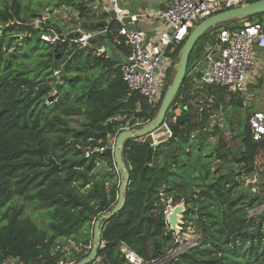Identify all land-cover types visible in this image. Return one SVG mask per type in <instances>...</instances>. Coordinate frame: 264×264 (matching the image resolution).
<instances>
[{
	"label": "trees",
	"instance_id": "1",
	"mask_svg": "<svg viewBox=\"0 0 264 264\" xmlns=\"http://www.w3.org/2000/svg\"><path fill=\"white\" fill-rule=\"evenodd\" d=\"M96 1L0 0V264L10 258L25 264H77L88 256L94 222L116 204L119 183L107 157L92 152L86 158L85 153L152 120L171 82L183 44L174 52L171 73L152 109L137 93H127L119 66L128 49L122 40L120 45L114 42L116 23L109 24L106 34L90 38V47L63 39L58 54L53 52L55 45L40 39L44 34L76 31L81 22L105 20L108 14L95 10L101 9L93 6ZM62 8L77 14L71 20L75 29L67 30L52 17ZM42 14L47 16L43 21ZM263 16L209 29L194 45L188 64L214 44L212 34L217 30L264 25ZM35 20H41L39 29L27 39L18 38L21 31L1 29L13 21ZM81 29L93 33L102 27ZM101 46L106 53L96 55ZM187 83L184 78L166 113L161 133L167 137L157 144L151 164L145 161L148 146L142 140L125 143L122 159L129 173L125 204L104 223L102 248L90 264H129L121 243L144 262L175 250L178 243L164 214L168 201L172 206L183 203L182 229L193 224L198 239L165 264H264V210L249 218V212L264 203V141L252 140L250 115L240 129L235 128L239 119L231 122L230 139L216 140L218 131L211 133V124L224 105V91L216 86L205 89L212 108L195 119L188 106ZM72 118L81 119L78 128L69 125ZM242 157L245 162L236 164ZM253 178L254 184L244 183ZM29 204L44 219L45 228L25 215ZM60 243L71 245L70 253Z\"/></svg>",
	"mask_w": 264,
	"mask_h": 264
},
{
	"label": "built area",
	"instance_id": "2",
	"mask_svg": "<svg viewBox=\"0 0 264 264\" xmlns=\"http://www.w3.org/2000/svg\"><path fill=\"white\" fill-rule=\"evenodd\" d=\"M248 1L165 0L161 8L157 10L148 9L144 11L139 9L133 13L120 7L117 0H98L93 6L100 5L103 7L104 13L108 14L107 18L102 21L106 25L100 31L94 33H81L79 31V37L71 41L82 47H90L88 44L90 38L106 34L109 31V24L116 23L119 27L115 32L114 42L120 45V40H122L124 46L128 49L127 53L122 56V63L119 66V72L123 83L126 85L127 93L128 95L137 93L153 109L160 101L166 83V80L165 82L158 80L156 71L164 61L169 62V66L173 65L172 57L176 48L186 40L194 26L199 21L217 13L246 5ZM124 18H129L127 24L122 22ZM44 19L43 17L41 20ZM41 20L33 22L35 29H39ZM69 22H71V19ZM130 24L134 26L133 29L129 27ZM74 32L71 31L62 35L65 36ZM40 39L56 46L64 38L61 40L59 33H53L51 35H41ZM212 39L214 44L205 51L203 56L204 68L200 71L195 89H197V85L201 90L205 87H219L224 91L223 97L225 100L230 101L236 95L245 91L249 74L255 66L256 49H264V25L252 23L240 29L221 28L212 34ZM94 52L96 55L106 53L104 47L96 48ZM164 69L168 71L166 65ZM195 72H197V69L185 74V78L193 80ZM211 108V98L204 95L198 104V113L208 112ZM248 128L254 142L264 141V111H257L251 115ZM153 137L157 146L158 143L163 142L167 135H162L160 129ZM114 140L108 139V142L113 146ZM105 148L106 146L87 151L85 157H89L92 152L102 153ZM255 182L256 178L244 180L246 185H252ZM254 191L252 189V192ZM260 210H264V203L258 209L250 211L249 215L253 216ZM164 214L166 220L168 211L165 210ZM196 241L194 240L182 249L177 247L175 250L167 252L159 260L151 262H144L122 243L120 249L129 264H165L170 258L192 248ZM3 264L25 263L19 258H10ZM57 264L66 263L59 261Z\"/></svg>",
	"mask_w": 264,
	"mask_h": 264
},
{
	"label": "water",
	"instance_id": "3",
	"mask_svg": "<svg viewBox=\"0 0 264 264\" xmlns=\"http://www.w3.org/2000/svg\"><path fill=\"white\" fill-rule=\"evenodd\" d=\"M262 14H264V0H259L234 9L217 13L199 22L191 30V32L187 36L186 40L184 41L183 45L181 46L177 54V62L173 65L174 76L169 86L166 88L164 92V95L162 97L159 108L154 118L145 125H143L140 129H131V130L126 129L121 133H119L114 140L113 146L110 142L106 143V148L104 152H102V154L105 157H107L111 163H113L115 167V171L121 180V183L118 188L117 202L109 213L100 216L94 222L92 247L90 253L86 258L82 259L77 264H90L96 259L97 250L99 248H102L100 235L104 223L108 221L110 218L114 217L116 214H118L122 210L125 204L124 193L129 182V173L122 159V152L125 143L130 140H142V143L148 146L147 156L145 161L147 164H151L152 156L156 148L153 135L157 134L164 124L166 113L170 111L169 108L172 102L174 101V98L185 78L189 55L194 45L198 41V39L202 37L209 29L214 28L218 24H222L233 20H244L246 18L253 17L256 15H262ZM42 16L45 17V14H42ZM111 16L113 17L112 13ZM122 22L124 24H127L129 22V18H124ZM105 25H106L105 22H97L90 24L87 22H82L79 24V27L87 29V28H93L94 26L104 27ZM129 27L131 29L134 28L132 24H130ZM1 29H15L21 31L23 32V35L20 36V38L27 39L34 32L35 26L33 23L22 24L13 21L8 23L6 26L2 27ZM79 35L80 32L77 31L74 33H69L65 36L59 35V37L61 40L64 38L65 40L71 41L75 38H78ZM58 49H59V44L55 46L53 50L54 54H58ZM217 100H218V96L214 98V102H217ZM243 101H244V97L239 94V96L234 99V107L237 109L243 107ZM222 112H224V110H222ZM213 121H214V125L211 127V131H210L211 133L217 127L218 125L217 123L220 120H218V118H214ZM227 126L229 127L228 124H223V128L220 130V133L216 137V140H218L219 137L224 134L225 128ZM227 130L228 132H230L231 131L230 127ZM242 162H245L244 157L236 160V164H241ZM49 163L52 164L53 168H57V165H55L52 160H50ZM183 213H184L183 205H177L173 207V209H170V212H168L166 216V222L168 227L170 228V231L175 232L176 230H178L179 225H181L180 219Z\"/></svg>",
	"mask_w": 264,
	"mask_h": 264
},
{
	"label": "rangeland",
	"instance_id": "4",
	"mask_svg": "<svg viewBox=\"0 0 264 264\" xmlns=\"http://www.w3.org/2000/svg\"><path fill=\"white\" fill-rule=\"evenodd\" d=\"M163 1L164 0H117V3L119 4L120 7H123L126 10H128L129 12H133L134 13V12H136L139 9L140 10H144V11L145 10H148V9L154 7V5L159 4V3L163 2ZM100 8H102V9H99V8L96 9L95 8V10L99 14H101L102 11H103V7L100 6ZM52 17L60 23L59 24L60 26L66 27L67 30H69L70 28H74L75 29V25L72 23V21L69 22L70 19L71 20L72 19L74 20V18L76 17V13L72 9L62 8V9L56 10V11L52 12ZM199 22H201V21H199ZM139 27H141V26H139ZM77 30L80 31L81 33H87V30H83L80 27H78ZM18 38L21 39L20 36ZM181 45H179V46H181ZM172 58H173V61H175V56H173ZM200 59H201V56L199 58H197V59H194L193 62H190L188 64V67L189 68L192 67L193 64L195 63V61L196 60H200ZM165 65H166V68H167L168 71H166L164 69L165 68ZM168 66H169V62L166 63L164 61L163 64H162V66L156 71V77L158 78V80H160L162 82H165V80L167 79V74L168 73L169 74L171 73V71L169 72V69H170V66L171 65L169 67ZM173 76H174V73H171V80H172ZM168 86H169V84H168ZM263 97H264V91H257V95L253 96L250 100H248L246 98V105L244 106V108L242 110L235 108L234 107V104H225V105H223L222 109H224V111H225L224 114L225 115H227L229 112H231L232 110H234V112L236 113V115L239 117V125H236L235 128L236 129H240L241 128V125L244 124V121H245L246 117L250 114V112L252 110H255L256 108L262 106V102L264 101L262 99ZM200 101L201 100L197 99L195 102L188 103L190 112H191L193 118H195V119L200 118V115H201V114L198 113V104H199ZM216 113H218V112H215V114ZM80 123H81V119H79V118L69 119V125L71 127L78 128ZM223 137L226 140L230 139L229 136H227V137L226 136H223ZM208 140L212 141L213 139L210 138ZM237 144L238 143L236 142L235 146ZM112 173H113V171H112ZM114 181H116V179H114ZM117 182L120 185L121 180H120L119 176H117ZM15 204H22V202L20 200H16L15 201ZM178 205H183V203H180ZM173 207H175V206H172V203L170 201H168L167 202L166 212L167 211L170 212V209H173ZM25 215L28 216L31 220H33L36 223V225L38 226V228H40V229L45 228V221H44V219L40 216V214H39L38 211H36V210L33 209V207L30 204L29 205H26ZM250 217L251 216L249 215V218ZM180 221H181V225H179L178 230H176L175 232H173L174 233V236H175V242H177L179 244V246H178L179 248L178 249H182L187 244H191L194 240H197L198 239V236L196 234L197 232H196L195 228L193 227V224H189L183 230L182 229V225H183L182 217H181ZM60 247L66 253H70V250L72 249V246L71 245H68V244L64 245V243H60ZM79 249H76V251L78 252Z\"/></svg>",
	"mask_w": 264,
	"mask_h": 264
},
{
	"label": "crops",
	"instance_id": "5",
	"mask_svg": "<svg viewBox=\"0 0 264 264\" xmlns=\"http://www.w3.org/2000/svg\"><path fill=\"white\" fill-rule=\"evenodd\" d=\"M164 2H165V0L163 2H161V3H159V4L154 5V7L150 8V9L157 10V9L161 8L162 3H164ZM75 32H77V31H75ZM101 47H103V46H101ZM208 47L209 46H206L205 47L204 52L206 51V49ZM204 54L201 56V59L200 60H196L195 61V63L193 64L192 67L189 68L188 65H187L186 74L189 73L190 71H193V69H197V72L194 73V79L193 80L192 79L191 80H188V83L186 84V87H189L190 86V88H191L190 89V100H189L188 103L195 102L197 99L201 100L202 97L204 95H206L204 93V91H206L205 89H207L208 87H205V88H203V90H201L198 87V85H197V89H195L196 88L195 83H196L197 79L200 76V71L204 68V62H203V56H204ZM122 56L123 55H121V58H122ZM193 61H194V59L192 60V62ZM257 91H264V49H256L255 66L251 69V72H250L249 77H248V81H247V85H246L245 91L240 94V95H242L244 97V101H243V107H241L239 109L242 110L244 108V106L246 105V98L248 100H250L253 96L257 95ZM238 96L239 95H236L235 98H237ZM214 98H213V101H214ZM218 98H219V96H218ZM262 99L264 100V97ZM230 101H226L225 98H224V105L225 104H229ZM217 102H218V100H217ZM220 108H221L220 109L221 111L218 112V113H222V110H224V109H222V106H220ZM257 111H264V101L262 102V106L256 108L255 110H252L250 112V114H249L250 117H251V115L254 112H257ZM216 114L214 113V117L212 118V124H211L212 126L214 125V121H213L214 118H218L216 116ZM219 126H220V124L217 125V128H215V129H217L218 134L220 133V130H221L219 128ZM236 132H237V130H236ZM236 137H238V134H236Z\"/></svg>",
	"mask_w": 264,
	"mask_h": 264
},
{
	"label": "flooded vegetation",
	"instance_id": "6",
	"mask_svg": "<svg viewBox=\"0 0 264 264\" xmlns=\"http://www.w3.org/2000/svg\"><path fill=\"white\" fill-rule=\"evenodd\" d=\"M230 104V103H229ZM225 113V111L224 112H222V113H217L216 114V116L218 117V120H220L217 124L219 125L220 124V126H219V128L220 129H222L223 128V124H228L229 125V127H230V130H231V126H230V124H231V122H233L234 121V119L236 118V119H239V117L236 115V113L234 112V110H232L231 112H229L227 115H225L224 114ZM221 122V123H220ZM228 127V126H227ZM225 128V131H224V135L227 137V136H229V137H231L232 135H234L233 134V132H232V130L230 131V132H228V128ZM217 128V127H216ZM219 129V130H220ZM223 135V136H224Z\"/></svg>",
	"mask_w": 264,
	"mask_h": 264
}]
</instances>
